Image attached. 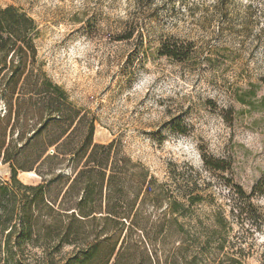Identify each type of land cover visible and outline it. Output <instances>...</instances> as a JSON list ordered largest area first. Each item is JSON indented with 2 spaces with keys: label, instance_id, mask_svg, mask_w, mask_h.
Segmentation results:
<instances>
[{
  "label": "rangeland",
  "instance_id": "obj_1",
  "mask_svg": "<svg viewBox=\"0 0 264 264\" xmlns=\"http://www.w3.org/2000/svg\"><path fill=\"white\" fill-rule=\"evenodd\" d=\"M8 6L35 20L36 67L96 119L93 143L114 142L141 179L128 185L125 218L61 210L79 200L83 180L65 162L55 174L51 161L26 170L27 138L10 143L20 127L8 121L19 90L0 89L13 159L1 156L0 179L12 183L15 169L23 185L45 184L39 201L80 232L81 248L65 244L57 264H80L87 251L86 264H104L106 248H116L110 264H264V0H0ZM165 42L189 57L160 55Z\"/></svg>",
  "mask_w": 264,
  "mask_h": 264
},
{
  "label": "trees",
  "instance_id": "obj_2",
  "mask_svg": "<svg viewBox=\"0 0 264 264\" xmlns=\"http://www.w3.org/2000/svg\"><path fill=\"white\" fill-rule=\"evenodd\" d=\"M138 2L144 3V0ZM37 33L35 20L25 12L13 6L0 9V89H4L7 96L19 90L15 113L9 103L8 121L14 117L12 129L20 127L10 143L19 141V137L20 140L27 138L31 150L28 171L41 172L39 167L48 161L51 162L46 170L52 174L62 162L77 171L73 182L82 179L83 188L78 197H73L79 200L71 205L67 203L69 210H61L73 211L71 215L76 213L82 221L94 218L95 211L102 210L104 212L99 213L107 214L105 218H125L131 206L128 185L135 189L141 182L140 176L132 171L126 157L113 151L114 142L109 145L93 143L96 119L73 107L65 91L36 67L38 51L34 39ZM130 38L131 34L124 35L121 40ZM158 52L186 60L190 50L169 47L165 42ZM34 96L38 98L36 104H32ZM10 143L6 145L5 129L0 128V158L3 155L6 162L13 160L9 154ZM205 162L214 170H226L223 160L205 159ZM16 173L14 169L12 183L0 179V264L61 263L62 259L55 261L53 254L65 244L75 243L81 248L77 241L80 232L51 214L56 213L57 217L69 215L61 213L60 207L54 210L56 206L52 202L39 201V193H43L45 184L23 185L17 180ZM241 193L244 194L242 190ZM35 210L38 211L36 216ZM98 244L101 246L102 243ZM32 248L40 249L41 255L33 253ZM115 252L116 248L103 251L104 264L111 263ZM123 255L124 247L121 246V261ZM84 257L80 264L88 262V251ZM227 261L243 264L238 258L230 257Z\"/></svg>",
  "mask_w": 264,
  "mask_h": 264
}]
</instances>
